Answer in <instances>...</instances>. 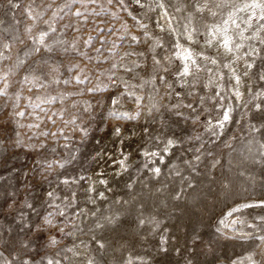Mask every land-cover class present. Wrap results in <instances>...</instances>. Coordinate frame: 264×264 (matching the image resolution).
<instances>
[{"label":"rangeland","instance_id":"374dc122","mask_svg":"<svg viewBox=\"0 0 264 264\" xmlns=\"http://www.w3.org/2000/svg\"><path fill=\"white\" fill-rule=\"evenodd\" d=\"M163 2L0 0V264H264V28L240 13L251 39L226 52L207 26L230 7ZM177 43L200 65L183 78Z\"/></svg>","mask_w":264,"mask_h":264},{"label":"snow or ice","instance_id":"6c2138e0","mask_svg":"<svg viewBox=\"0 0 264 264\" xmlns=\"http://www.w3.org/2000/svg\"><path fill=\"white\" fill-rule=\"evenodd\" d=\"M112 0H109V3H111ZM118 2L120 4H123V0H118ZM136 3H140V0H135ZM225 6L230 7V10L227 12L226 15H224L223 13H221L222 19L220 20L219 23H213L209 26H207V33L210 37V40L208 42H211V40H217V42L219 43V45L226 51V52H233L234 50H239L241 47H243V43L241 42L244 39H251V37H245L244 36V30H242L241 28V23L240 21V13H249V15L243 20V23L248 24L249 26H251V24L253 23L254 20L256 21H260L261 23L259 24L260 28H264V0H240L239 3H231V0H221L220 3L215 4V7L220 9V8H224ZM156 7L159 9H165L166 5L163 2V0H156ZM194 12L195 13H202L205 11V9L208 10L209 14L212 16H216L217 12L212 11L210 8V0H195L194 3ZM77 15H79V13H76ZM164 17L168 16V12L165 10L164 11ZM193 20H194V16L192 14H190L188 17H186V24H184L183 27V32L181 33V35H186L187 40L192 41L194 38V35L196 32H198V28L197 27H193ZM170 23V22H169ZM141 28H146L147 26L144 25L143 23L140 24ZM230 29H235V32H231ZM171 31V29H170ZM147 35V33H145ZM47 33L46 32H41L40 33V43H43V38L44 36H46ZM132 39L135 41L137 40L136 36H133ZM261 43H264V40L260 41ZM155 46L156 47H162L163 45L161 44L160 40L157 39L155 42ZM5 47H8V45H5ZM176 51L173 53V55L175 56V58L179 59L182 64L180 67V70L177 72V75L180 76L181 78L183 77H187L192 75L195 71H197L200 67L198 61L194 58L196 53H194L193 51H191L189 48L184 47L183 45L177 43L175 46ZM40 49L37 48L36 51H39ZM254 51V50H253ZM164 60H171V57L166 56L163 58ZM205 59H208L205 57ZM210 63L215 64L216 61L214 59H210L209 60ZM161 64L162 61L159 59H156V57H153V66L157 69V71L159 72L161 70ZM113 67H115V65H113ZM224 67H229V65H224ZM248 68L252 67V64H248L247 65ZM164 72H167L168 69L167 68H163L162 69ZM233 78L238 82L239 81V77L236 76L235 73H233ZM261 80H264V76L260 77ZM160 80L162 83H166V80L164 78V76H160ZM65 83H67L68 81H64ZM80 83H83V81H78ZM112 85L113 86H118L119 85V81L112 79ZM88 91L90 92H95L98 91L97 88H89ZM237 95H239V93H236ZM121 95H128V97L130 99H134V101L139 104L140 101V97L136 96L135 93L132 92H126V93H121ZM260 95L264 96V93H260ZM99 103V102H98ZM111 103L113 105H117L119 106V99L116 97H113L111 99ZM188 107H191V105H188ZM254 107L256 108V110L258 112H262L264 113V107H262L261 104H255ZM18 115H23V113H18ZM110 115L114 116V117H120L123 119H135L136 118V114H129L127 112H117V111H111L110 110ZM177 116L180 115L179 112L176 113ZM230 119V109H226L223 111V115L222 118H218L216 121V126L223 128L224 127V123L227 122ZM209 127H212V125H209ZM114 132L117 136L120 135V128L116 127L114 128ZM176 141L175 140H168L166 147H165V151L167 150V147L169 145L175 144ZM145 155H149V153H145ZM151 155L155 156L157 155V153L153 152L151 153ZM197 159H199V157H197ZM121 166L124 165V161L121 160L120 161ZM61 167H63V165H60ZM49 168L52 167L51 164L48 165ZM154 172H156L157 174L160 172L159 168H156L153 170ZM67 182V181H65ZM101 183H103V181H101ZM51 195V193L49 194ZM264 203V202H262ZM241 208L243 207H252V205H240ZM233 212L235 211H239V208H235L232 210ZM61 216L63 215V213H59ZM229 215H231V212L229 213ZM52 216V213H49L48 216H45L43 218V224H37L36 225V235L41 234L44 231V225H50L52 223L50 217ZM113 218L112 220H109V223H113L114 222ZM144 221L141 220L140 223H143ZM221 223H223V221H221ZM102 225L97 224V227H101ZM219 231V229H218ZM252 238L255 241H258L259 243H257L255 245L256 248L260 247L261 243H264V235H253ZM103 244H100V247H103ZM261 255H264V249L261 250ZM246 259L251 261V264H259L258 261H255L252 259V256H248L246 257ZM24 264H29L28 260L24 261ZM48 264H53L52 260L48 261ZM128 264H131V261H128ZM233 264H235V262H233Z\"/></svg>","mask_w":264,"mask_h":264},{"label":"bare ground","instance_id":"6f19581e","mask_svg":"<svg viewBox=\"0 0 264 264\" xmlns=\"http://www.w3.org/2000/svg\"><path fill=\"white\" fill-rule=\"evenodd\" d=\"M160 14H161V13H160ZM162 14H163V13H162ZM161 17H162V16H161ZM163 17H164V16H163ZM163 17H162V18H163ZM164 18H165V17H164ZM164 18H163V19H164ZM166 18H167V17H166ZM166 18H165V19H166ZM165 21H166V20H165ZM167 21H168V20H167ZM163 22H164V20H163ZM236 82H237V81H236Z\"/></svg>","mask_w":264,"mask_h":264}]
</instances>
